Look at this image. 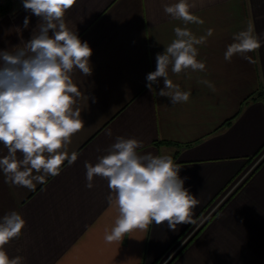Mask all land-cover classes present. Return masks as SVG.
I'll use <instances>...</instances> for the list:
<instances>
[{
    "label": "crops",
    "instance_id": "1",
    "mask_svg": "<svg viewBox=\"0 0 264 264\" xmlns=\"http://www.w3.org/2000/svg\"><path fill=\"white\" fill-rule=\"evenodd\" d=\"M3 2L0 50L14 53L31 39L39 18L22 0H8L9 7ZM176 2L77 0L66 12L67 26L92 49V75H72L89 96L78 101L84 127L68 146L77 159L66 160L59 175L31 191L6 183L0 172V218L15 210L26 221L22 234L5 245L10 258L21 256L23 264H159L171 253L194 224L171 230L153 222L120 241L104 240L119 213L107 200L106 179L94 177V186L86 187L85 162L95 165L123 136L142 141L141 154L170 155L180 164L184 187L200 201L193 219L207 215L167 264H264V159L253 166L264 146V97L255 98L264 88V0H196L191 11L204 23L187 27L197 37L210 28L214 33L197 46L206 70L176 75L169 69V78L191 93L187 103L171 104L148 89L146 76L156 70V54L175 39L174 28L185 27L164 12L165 3ZM248 25L261 42L247 54L254 62L241 55L225 61L233 33ZM204 79L214 92L198 83ZM159 81L157 93L164 87ZM6 154L0 144V157Z\"/></svg>",
    "mask_w": 264,
    "mask_h": 264
},
{
    "label": "clouds",
    "instance_id": "2",
    "mask_svg": "<svg viewBox=\"0 0 264 264\" xmlns=\"http://www.w3.org/2000/svg\"><path fill=\"white\" fill-rule=\"evenodd\" d=\"M22 2L39 23L23 47L14 53L0 50V144L7 149L0 157V172L6 183L31 191L46 183V177L59 175L66 160L72 164L77 159L76 152L68 154V146L84 127L78 101H88L89 96L81 92L72 75L77 70L85 77L92 75V49L65 22L66 12L77 0ZM194 7L196 0L163 5L164 12L185 27L174 28L175 39L162 54H156V70L146 76L148 89L170 98L171 104L187 103L191 93L169 78V69L176 75L206 70V63L197 58V46L214 33L210 28L206 35L197 37L187 27L204 23L191 11ZM28 24L26 16L24 27ZM233 41L226 48L225 61L241 55L254 62L247 54L261 47V42L252 26L233 33ZM159 78H163L164 87L157 93L153 85L159 84ZM198 83L216 90L206 79ZM92 100L95 102V97ZM142 147L143 142L136 138L117 136L95 165L85 162L86 187L94 186V177L106 179L110 189L107 200L118 209L114 226L105 232L106 243L120 241L135 230L144 231L153 222L167 223L171 230L195 223L194 209L200 201L184 187L186 177L179 175L180 164L170 155L141 154L138 149ZM25 224L22 214L15 210L0 218V264H23V257L8 256L5 245L22 234Z\"/></svg>",
    "mask_w": 264,
    "mask_h": 264
},
{
    "label": "rangeland",
    "instance_id": "3",
    "mask_svg": "<svg viewBox=\"0 0 264 264\" xmlns=\"http://www.w3.org/2000/svg\"><path fill=\"white\" fill-rule=\"evenodd\" d=\"M2 5H7L8 4V0H4V2L3 3H1ZM264 89V88H263ZM264 149V148H263ZM263 149L260 151V152H262L263 151ZM216 207L214 206L211 210H214ZM208 208H204L203 210H202V212H200V213H205V211L207 210ZM205 217H207V215H205V216H203L201 219L199 218L195 223H192V224H194L193 226V229L192 230H195V229H197V227H199L200 226V224L205 220L204 218ZM204 219V220H203ZM191 224V225H192ZM191 225H189L187 228H186V230H188V229H190V227H192ZM185 234V232L182 234V235H180L179 237H181V236H183ZM190 235V232L189 233H187V235L185 234L181 239H180V241L181 240H185V238H186V241L188 240V236ZM191 239L192 238H190V240H189V242L186 244V245H182L183 247L181 248V250H180V252L181 251H183L184 249H185V247L186 246H188L189 244H190V241H191ZM179 241V242H180ZM171 245H173V242H172V244ZM179 245H181V244H179ZM175 249V248H174ZM173 249V250H174ZM173 250H171V253H170V255H171V257H170V259H173V258H175L176 256H178L179 255V251H177V252H172ZM167 250H165V252H166ZM165 252H163L162 254H161V256L156 260V261H159V259L164 255V253ZM169 253L165 256V258H164V260H163V262L165 261V259L168 257V255H169ZM161 263V262H160ZM159 263V264H160Z\"/></svg>",
    "mask_w": 264,
    "mask_h": 264
},
{
    "label": "built area",
    "instance_id": "4",
    "mask_svg": "<svg viewBox=\"0 0 264 264\" xmlns=\"http://www.w3.org/2000/svg\"><path fill=\"white\" fill-rule=\"evenodd\" d=\"M264 159V149H263V151L256 157V159L254 160V165L253 166H255V165H258L259 164V162L260 161H262ZM250 170V169H249ZM246 174H247V172H246ZM206 218V217H205ZM204 218V219H205ZM203 219V220H204ZM196 230V229H195ZM192 232L194 231V230H191ZM191 231H190V235H191ZM189 235V236H190ZM188 236V237H189ZM186 242V238H185V240H181L180 242H178L177 243V246L175 247V249L172 251V252H175V251H177L179 248H181L182 246L181 245H183L184 243ZM179 244H181V245H179ZM171 257V255L169 254L168 255V257L165 259V261L163 262H161L160 264H167V261L169 260V258Z\"/></svg>",
    "mask_w": 264,
    "mask_h": 264
},
{
    "label": "trees",
    "instance_id": "5",
    "mask_svg": "<svg viewBox=\"0 0 264 264\" xmlns=\"http://www.w3.org/2000/svg\"><path fill=\"white\" fill-rule=\"evenodd\" d=\"M5 6H6V7H9V6H10L9 2H8V4L5 5ZM259 97H264V89H261V91L259 92V95L257 94V95L255 96V98H259ZM263 148H264V146H263L259 151H261ZM181 235H182V234H181ZM191 236H192V235H191ZM191 236L188 238V240H187L185 243L189 242L190 238H193V237H194V236H193V237H191ZM185 243H184V244H185ZM184 244H183V245H184ZM178 251H179V250H178ZM170 260H171V259H169L167 262H169Z\"/></svg>",
    "mask_w": 264,
    "mask_h": 264
}]
</instances>
